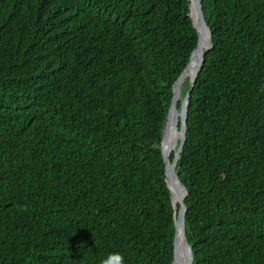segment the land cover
I'll return each mask as SVG.
<instances>
[{
  "label": "trees",
  "instance_id": "1",
  "mask_svg": "<svg viewBox=\"0 0 264 264\" xmlns=\"http://www.w3.org/2000/svg\"><path fill=\"white\" fill-rule=\"evenodd\" d=\"M202 5L214 45L176 161L193 264H264V0ZM189 12L0 0V264H173L161 143L198 44Z\"/></svg>",
  "mask_w": 264,
  "mask_h": 264
},
{
  "label": "water",
  "instance_id": "2",
  "mask_svg": "<svg viewBox=\"0 0 264 264\" xmlns=\"http://www.w3.org/2000/svg\"><path fill=\"white\" fill-rule=\"evenodd\" d=\"M193 5L195 6V10H196L195 20L191 15ZM189 15L191 16L193 25L197 30L199 36L198 44L197 47L193 50L188 64L186 65L184 70L181 72V74L173 84V97L169 107L167 120L164 125L163 141L161 143V152L166 165V176H167V180L170 183L173 207L176 210L175 213L176 233L174 239L175 257L173 264L174 263L193 264V260H194L192 245L189 243L187 237L186 225H185V215L187 211L186 198L188 196V189L179 176L178 170L176 168V161L179 155L181 154V151L185 144L186 126H187V99L191 94V89L193 88L194 82L196 81L197 74L203 65L205 54L214 45L212 30L204 18L202 0H190ZM203 29H205V31H208L209 33L210 44L207 48L201 50L200 40ZM197 61H199V65L195 68L194 71L195 73L193 75L194 76L193 82L187 92V98L183 100L182 98H180L183 84L185 80L189 77L191 73L190 71ZM179 102H181V107H179ZM169 131H171V134ZM179 138H180L179 145L176 148L174 158L171 159L172 151L175 149ZM173 183L179 185L182 192V195L177 200H175L173 197V192H172ZM180 233L182 234L183 241L185 242V244L188 246L189 249L190 259L188 263L183 261L179 256L178 240Z\"/></svg>",
  "mask_w": 264,
  "mask_h": 264
},
{
  "label": "bare ground",
  "instance_id": "3",
  "mask_svg": "<svg viewBox=\"0 0 264 264\" xmlns=\"http://www.w3.org/2000/svg\"><path fill=\"white\" fill-rule=\"evenodd\" d=\"M191 15H192L193 19L195 20L196 19V10H195V6L194 5L192 7ZM200 44H201V48H202L201 50H204L210 44V36H209L208 31H205V29H203V31H202ZM198 65H199V61H197L195 63V65L192 67V69H191L190 72H192L193 70H195V68ZM180 98H183V95L182 94H181V97ZM169 132L171 134V131H169ZM172 192H173V197H174L175 200L178 199L182 195V192H181V189H180L179 185H177L175 183L172 184ZM178 252H179V256L181 257V259L183 261H185L186 263H188L189 262V259H190V253H189L188 246L183 241V238H182V234L181 233L179 234V240H178ZM174 264H177V263H174Z\"/></svg>",
  "mask_w": 264,
  "mask_h": 264
},
{
  "label": "clouds",
  "instance_id": "4",
  "mask_svg": "<svg viewBox=\"0 0 264 264\" xmlns=\"http://www.w3.org/2000/svg\"><path fill=\"white\" fill-rule=\"evenodd\" d=\"M101 264H125L124 257L119 252L109 254L101 261Z\"/></svg>",
  "mask_w": 264,
  "mask_h": 264
},
{
  "label": "rangeland",
  "instance_id": "5",
  "mask_svg": "<svg viewBox=\"0 0 264 264\" xmlns=\"http://www.w3.org/2000/svg\"><path fill=\"white\" fill-rule=\"evenodd\" d=\"M194 71H195V70H193V71L190 73L189 77L186 79V81H185L184 84H183V88H182V93H181V94L183 95V98H184V99L187 98V92H188V90H189V88H190V86H191V84H192V82H193ZM183 98H182V99H183ZM184 99H183V100H184ZM181 113H182V111H181ZM179 142H180V138H179V140H178V142H177V145H176L175 149L178 147Z\"/></svg>",
  "mask_w": 264,
  "mask_h": 264
}]
</instances>
